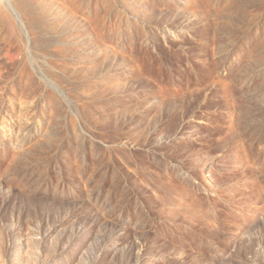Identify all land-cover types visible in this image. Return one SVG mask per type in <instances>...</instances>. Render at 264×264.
Wrapping results in <instances>:
<instances>
[{"label": "rangeland", "instance_id": "1", "mask_svg": "<svg viewBox=\"0 0 264 264\" xmlns=\"http://www.w3.org/2000/svg\"><path fill=\"white\" fill-rule=\"evenodd\" d=\"M0 264H264V0H0Z\"/></svg>", "mask_w": 264, "mask_h": 264}]
</instances>
